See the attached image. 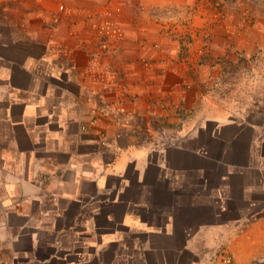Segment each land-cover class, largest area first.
Returning <instances> with one entry per match:
<instances>
[{
  "label": "crops",
  "instance_id": "crops-1",
  "mask_svg": "<svg viewBox=\"0 0 264 264\" xmlns=\"http://www.w3.org/2000/svg\"><path fill=\"white\" fill-rule=\"evenodd\" d=\"M263 49L264 0H0V264H264V124L175 127Z\"/></svg>",
  "mask_w": 264,
  "mask_h": 264
},
{
  "label": "rangeland",
  "instance_id": "rangeland-1",
  "mask_svg": "<svg viewBox=\"0 0 264 264\" xmlns=\"http://www.w3.org/2000/svg\"><path fill=\"white\" fill-rule=\"evenodd\" d=\"M258 52L252 55L243 54L248 60L247 63H239L238 53L225 57L222 61L218 60L217 68L212 64L211 68L205 71V75L211 80L198 85L205 99L191 112L183 114L187 118L175 124V127H182L186 122L189 127L199 125L200 115L207 113L215 114L223 121H245L250 116L253 122L264 124V112H261L264 109V49L263 54L249 61ZM197 67L193 68V73L197 72L199 75L201 70L198 71ZM208 126L214 128L215 124ZM162 137L165 139L169 135L164 134ZM205 137L201 138L202 142ZM184 141L185 145L196 146L193 140Z\"/></svg>",
  "mask_w": 264,
  "mask_h": 264
},
{
  "label": "built area",
  "instance_id": "built-area-1",
  "mask_svg": "<svg viewBox=\"0 0 264 264\" xmlns=\"http://www.w3.org/2000/svg\"><path fill=\"white\" fill-rule=\"evenodd\" d=\"M92 18V16H89ZM100 48L104 50H110L109 45L106 42H100ZM234 258L230 253H224L222 256V264H233Z\"/></svg>",
  "mask_w": 264,
  "mask_h": 264
},
{
  "label": "trees",
  "instance_id": "trees-1",
  "mask_svg": "<svg viewBox=\"0 0 264 264\" xmlns=\"http://www.w3.org/2000/svg\"><path fill=\"white\" fill-rule=\"evenodd\" d=\"M261 54H263V50H260V51L258 52V54L252 56V57L249 59V61H253V60H255V59L258 57V55H261ZM247 61H248V60L243 56V54L240 53L239 63H247ZM239 63H238V64H239ZM224 67H225V66H224ZM261 112H264V109H262Z\"/></svg>",
  "mask_w": 264,
  "mask_h": 264
}]
</instances>
